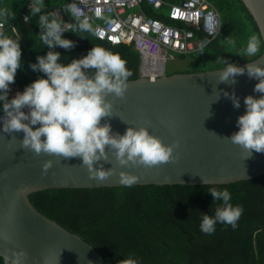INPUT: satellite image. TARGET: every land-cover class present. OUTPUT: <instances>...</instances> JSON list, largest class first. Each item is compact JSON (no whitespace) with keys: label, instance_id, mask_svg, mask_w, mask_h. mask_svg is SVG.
Instances as JSON below:
<instances>
[{"label":"water","instance_id":"obj_1","mask_svg":"<svg viewBox=\"0 0 264 264\" xmlns=\"http://www.w3.org/2000/svg\"><path fill=\"white\" fill-rule=\"evenodd\" d=\"M240 1L259 33H264V0ZM253 62L264 66V43L259 57L236 65L246 67ZM221 69L175 74L154 82L138 78L128 81L123 97L108 95L113 115L104 119L114 133L123 134L129 126L146 127L166 145L179 142L168 163L124 167L109 153V161L101 163L115 171L101 179L90 176L79 157L36 155L21 148L22 133L15 134L13 140L0 131V257H11L13 250L23 249L26 264H105L80 236L32 206L29 196L37 192L128 187L121 182V171L138 177L131 186L227 185L263 175L264 152L253 150L247 158V150L227 139L238 131L236 122L245 112L244 98L261 95L253 91L258 81L245 73L236 77L235 84L218 83ZM221 90L235 93L240 107L235 108ZM48 160L52 167L44 171L42 166Z\"/></svg>","mask_w":264,"mask_h":264},{"label":"clouds","instance_id":"obj_2","mask_svg":"<svg viewBox=\"0 0 264 264\" xmlns=\"http://www.w3.org/2000/svg\"><path fill=\"white\" fill-rule=\"evenodd\" d=\"M27 7L29 14L23 16V21L28 23L38 16L40 32L37 36L42 46L49 50L46 55L37 56L36 63L29 65L33 71L43 75L10 98V85L15 83L17 69L22 68L21 34L13 26L11 34L5 30V25L10 24L16 14L5 0H0V131L13 140L15 134L22 133L21 148L36 155L79 157L89 175L101 179L115 171L114 168L105 169L101 163L109 161V153L124 167H151L172 161L173 152L179 147L178 141L166 145L159 137L150 134L146 127L129 126L123 134L114 133L110 122L104 119L113 115V104L107 99L108 95L123 97L132 75L119 54L102 46H93L86 55L65 64L61 62V53L55 51L57 47L65 50L76 47L75 41L64 38L66 32L82 38H86L82 33L98 35L93 17L88 14L87 0H64L59 5L74 21L70 23L65 22L58 11H44L45 0H28ZM262 36L264 33L251 35L237 54L256 55L264 43ZM225 40L236 46L231 36ZM207 43L205 40L200 44V53L204 52ZM219 62L224 67L219 70L218 83L235 84L236 77L245 73L258 81L253 91L261 95L244 98L245 112L236 122L238 131L227 137L233 144L247 150L250 153L247 158H250L253 150L264 152V66L253 62L240 67L222 58ZM223 95L232 101L235 108L240 107L235 93L223 91ZM219 96L220 92L218 99ZM52 163L51 160L46 161L42 166L44 171L51 168ZM120 174L121 182L128 186L138 180L130 173L121 171ZM208 192L219 204L213 215L201 212L200 231L211 235L217 223L228 224L235 229L243 214V206L231 203L232 195L227 188L213 187ZM26 256L23 249L13 250L11 257L3 256V264H26ZM118 264L141 262L129 255Z\"/></svg>","mask_w":264,"mask_h":264},{"label":"trees","instance_id":"obj_3","mask_svg":"<svg viewBox=\"0 0 264 264\" xmlns=\"http://www.w3.org/2000/svg\"><path fill=\"white\" fill-rule=\"evenodd\" d=\"M208 1L220 16L218 35L207 44L204 52L179 56L186 67L180 72L167 73V76L206 71L201 64L207 62L219 63L216 69H221L224 65L219 58L237 64L253 61L262 54L263 43L250 58L237 54L251 35H260L240 0ZM63 2L45 0L44 11ZM27 3L13 8L15 19L5 25L9 34L11 26L21 34L22 68L17 69L15 83L10 85V98L43 75L29 65L49 50L42 46L37 36L40 32L38 16L28 23L22 21L21 14L26 11ZM145 11L148 16L163 20L162 13L146 7ZM81 35L86 38L72 32L64 33V38L75 41L76 47L71 50L57 47L55 51L61 53V62L70 63L86 55L93 46H102L126 61V67L132 72L129 81L138 79L140 59L132 46H111L94 35ZM229 36L236 41L235 47L225 40ZM197 38L207 40L202 34H197ZM213 187L227 188L232 195L231 203L242 205L244 211L235 229L217 223L215 232L208 235L200 231L199 225L202 213L213 215L219 204L208 192ZM29 201L40 214L80 236L105 264H118L129 255L138 258L141 264H264V174L227 185L53 189L31 194ZM0 264H3L1 257Z\"/></svg>","mask_w":264,"mask_h":264},{"label":"built area","instance_id":"obj_4","mask_svg":"<svg viewBox=\"0 0 264 264\" xmlns=\"http://www.w3.org/2000/svg\"><path fill=\"white\" fill-rule=\"evenodd\" d=\"M87 2L88 14L93 17L98 32L94 37L111 46H132L140 59L138 78L151 82L167 75V63L175 60V56L200 51L203 41L197 38V34H202L209 43L218 35L221 27L220 16L208 0ZM145 7L162 13L163 20L148 16ZM163 10L166 12L163 13ZM53 11H58L62 19L70 23L62 8ZM26 12H29L28 7L21 14L22 21Z\"/></svg>","mask_w":264,"mask_h":264},{"label":"rangeland","instance_id":"obj_5","mask_svg":"<svg viewBox=\"0 0 264 264\" xmlns=\"http://www.w3.org/2000/svg\"><path fill=\"white\" fill-rule=\"evenodd\" d=\"M7 3V6H9L10 8H16V7H20L22 5V3L27 2L28 0H5ZM163 13L166 12V10L162 11ZM195 54V53H194ZM251 56L247 55L246 58H250ZM202 68L207 69L206 71H208L209 69L211 70V68H215L219 66V63L216 62H207L206 64H201ZM186 67V62L184 61H180L179 57L175 56V60L173 61H169L167 63V73H173V72H180L183 70V68ZM213 69V70H215Z\"/></svg>","mask_w":264,"mask_h":264},{"label":"crops","instance_id":"obj_6","mask_svg":"<svg viewBox=\"0 0 264 264\" xmlns=\"http://www.w3.org/2000/svg\"><path fill=\"white\" fill-rule=\"evenodd\" d=\"M55 8H60V7L58 6V7H55ZM55 8H52L51 11H53ZM28 13H29V12H28ZM28 13H27V15H28ZM65 14H66L67 19H68L70 22H72V20H71V18L69 17V15H68L67 13H65ZM11 28H12V26H11Z\"/></svg>","mask_w":264,"mask_h":264}]
</instances>
